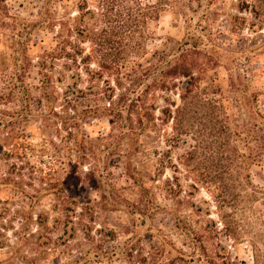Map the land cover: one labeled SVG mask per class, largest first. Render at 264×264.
<instances>
[{
	"label": "rangeland",
	"instance_id": "374dc122",
	"mask_svg": "<svg viewBox=\"0 0 264 264\" xmlns=\"http://www.w3.org/2000/svg\"><path fill=\"white\" fill-rule=\"evenodd\" d=\"M76 1L50 9L70 20ZM209 1L185 0L150 25L138 61L147 66L198 41L189 62L201 81L175 130L168 111L184 106L179 90L154 92L157 127L134 147L104 110L121 92L93 46L80 43L77 61L40 69L61 31L39 27L43 0H0V264H264V124L256 126L264 113V26L238 10L253 0ZM182 128L187 134L175 144ZM71 167L83 176L103 172L101 188L83 180L61 191ZM126 198L151 199L146 214L105 204Z\"/></svg>",
	"mask_w": 264,
	"mask_h": 264
},
{
	"label": "trees",
	"instance_id": "16d2710c",
	"mask_svg": "<svg viewBox=\"0 0 264 264\" xmlns=\"http://www.w3.org/2000/svg\"><path fill=\"white\" fill-rule=\"evenodd\" d=\"M53 1L56 0H43L38 23L39 27L44 30L59 28L61 36L48 50L43 51L37 66L44 70L63 60L77 61L78 56L83 54L80 43H90L93 46L92 52L100 57V67L110 72L113 71L118 76L115 80V87L121 94L116 97V101H113L114 94L108 97L104 110L108 112V116H113L112 124H114V129L118 130L121 140L128 138L133 141L131 146L141 147L142 135L152 132L157 127L154 113L158 107L152 101L157 99L153 93L159 90L177 89L180 92L184 106L177 107L174 115L172 111H168V117L173 120L175 130L181 117L187 115L186 103L200 86L201 80L194 74L193 63L189 62V57L199 52L198 41H191L188 49H181L179 45H176L170 52L158 55L156 63H150L147 66L142 65L138 59L147 54V41L152 38L150 25L159 20L161 12L167 9L181 10L184 8L182 2L185 0H157L155 4H145L141 0H77L75 4L77 13L72 18L70 17L71 21L55 17L50 9ZM214 1L210 0L208 5L213 4ZM238 10L240 13H249L256 18L261 17L259 27L264 26V0L241 2ZM236 20H238L237 17L235 23L238 22ZM241 25L242 23L239 24L240 27ZM192 36L193 40L195 35ZM30 44L25 41L22 47L26 58H28ZM89 57L86 56L82 60L86 61L90 59ZM171 81L175 82L171 83ZM176 81L179 82L176 83ZM125 82L130 83L128 90L124 88ZM211 87L219 91V87L214 85ZM110 91L114 93V88H110ZM217 91L213 93L217 94ZM245 98V94L239 97V103L243 109H245L243 106ZM166 112L162 111V113ZM256 114L263 120V123H258L256 126H262L264 113L257 112ZM182 132L173 138L175 144L180 142L182 134H187L184 128ZM109 135L110 132L103 136L108 137ZM259 141L262 144L260 154L264 157L263 135L259 137ZM97 170L96 168L88 169L83 176L77 168L71 167L66 178L60 183L62 184L60 190L66 191L77 182L79 185L83 180H87L90 186L100 189L102 178L104 179L105 176L103 172L98 173ZM96 172L99 176H96ZM129 176L135 186L142 190V193L149 192L143 183L138 184V178L134 173H129ZM152 192L154 193V190ZM127 199L123 202L113 200L114 203L105 201V204L107 208L108 204H112L109 207L111 210L117 208L119 204L120 210L123 209L129 216L146 214L151 199L148 202L140 198L135 202ZM87 207L88 205L86 209ZM64 208L63 211L69 210L67 207Z\"/></svg>",
	"mask_w": 264,
	"mask_h": 264
}]
</instances>
